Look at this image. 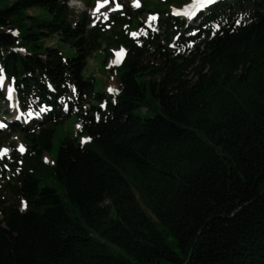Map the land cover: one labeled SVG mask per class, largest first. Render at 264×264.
I'll list each match as a JSON object with an SVG mask.
<instances>
[{
  "label": "trees",
  "instance_id": "trees-1",
  "mask_svg": "<svg viewBox=\"0 0 264 264\" xmlns=\"http://www.w3.org/2000/svg\"><path fill=\"white\" fill-rule=\"evenodd\" d=\"M187 1L88 27L60 0H0V34L17 32L1 70L25 107H49L0 160V264H264V0H221L194 25L171 13ZM115 48L111 99L83 71ZM71 115L77 135L45 162Z\"/></svg>",
  "mask_w": 264,
  "mask_h": 264
},
{
  "label": "rangeland",
  "instance_id": "rangeland-1",
  "mask_svg": "<svg viewBox=\"0 0 264 264\" xmlns=\"http://www.w3.org/2000/svg\"><path fill=\"white\" fill-rule=\"evenodd\" d=\"M61 1L65 2L66 5L68 6V8L73 12V15H74L73 19H77V16H79L83 12H86L89 15L92 14L94 17L101 16V15H103V11H105V10H107L108 12L112 11L114 5H121V6L130 5V6H132L131 0H109V7H106L105 9L96 11L98 0H89V5H83L78 0H77V2H69L67 0H61ZM100 1H103V0H99V2ZM150 1H154V0H150ZM28 14L29 15H31V14L37 15V14H39V11H38V9H31L28 11ZM8 39L11 41L12 36L8 37ZM57 40H58V35L54 34L53 37L47 39L45 41V43L48 46H52V45L58 46L64 57H71V56L75 55V51L70 46H68L67 44H65L63 42H57ZM83 76L84 77L92 76L94 79L96 90H99L101 92L106 93L109 96V98H111V99L114 98V94L118 91L119 72L117 69H115L113 67V58L109 57V58L105 59L103 53H94L88 59L85 70L83 71ZM1 77H3V76L0 75V78ZM9 87L13 89L12 85L5 80L3 86L0 87L1 92L4 95H7V93H8L7 89ZM109 88L115 89L116 91L109 92ZM33 112L34 111L32 109L27 111L28 116L32 115ZM37 112H35V113L37 115H39V113H37ZM136 114L143 116L144 112L143 111L142 112L136 111ZM10 117L12 118V116H10ZM9 133H11L10 134L11 138L14 139L15 142L17 141V144L19 147L21 145L23 146V144L20 142V140L16 139V137H15L16 132L15 131L9 132ZM6 134H8V133L5 131H2L0 134L1 135L0 136V149H8V147H10V145H11L10 144L11 142L9 140L5 139ZM75 135H77V119H76L75 115H72L70 117H67L64 120L63 124L59 125V127L57 128L55 135L53 137L52 150L48 153H45L44 159L51 164L54 163L60 140L62 138H64L65 136L73 137ZM47 183L52 187H56V184L53 182L52 179H48ZM1 186H2V182L0 181V188H1ZM58 193L61 194L62 200L65 201L64 196L62 195V193L59 190H58ZM0 220H1V214H0ZM166 243L174 251H177V248L175 246V243H174L172 236L166 237Z\"/></svg>",
  "mask_w": 264,
  "mask_h": 264
},
{
  "label": "snow or ice",
  "instance_id": "snow-or-ice-1",
  "mask_svg": "<svg viewBox=\"0 0 264 264\" xmlns=\"http://www.w3.org/2000/svg\"><path fill=\"white\" fill-rule=\"evenodd\" d=\"M214 2V0H199V3L201 4V5H207V4H211V3H213ZM105 3H107V0H105ZM103 5L102 4H100L99 3V0H98V7H97V9H96V11H99V7H102ZM134 6H139L138 4H135ZM119 7V6H118ZM152 19H156V17H152ZM13 35H16L17 33H15V32H13L12 33ZM0 71H2V70H0ZM0 83H2V80H0ZM7 91H8V94L9 95H11V92L13 91V89L12 88H8L7 89ZM73 91H75V89H73ZM114 91H116L115 89H111V88H109V92H114ZM103 106V105H102ZM41 111H44V109L42 108L41 109ZM2 127H5V125H3V124H0V128H2ZM77 127H80V125H77ZM84 142H86V141H84ZM21 153H23L24 151H25V149H24V147L21 145L20 147H19V149H18ZM9 150L8 149H0V152H2V153H4V154H7V152H8ZM5 167H7V166H5ZM23 203V202H22ZM25 207H26V204L24 205Z\"/></svg>",
  "mask_w": 264,
  "mask_h": 264
},
{
  "label": "water",
  "instance_id": "water-1",
  "mask_svg": "<svg viewBox=\"0 0 264 264\" xmlns=\"http://www.w3.org/2000/svg\"><path fill=\"white\" fill-rule=\"evenodd\" d=\"M11 32H12V28L8 27L7 31L0 35V43L1 44L6 45L9 43L8 37L10 36Z\"/></svg>",
  "mask_w": 264,
  "mask_h": 264
}]
</instances>
